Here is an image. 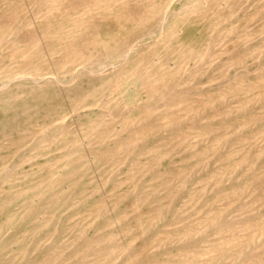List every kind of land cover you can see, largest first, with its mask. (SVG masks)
<instances>
[{"label": "rangeland", "instance_id": "374dc122", "mask_svg": "<svg viewBox=\"0 0 264 264\" xmlns=\"http://www.w3.org/2000/svg\"><path fill=\"white\" fill-rule=\"evenodd\" d=\"M0 264H264V0H0Z\"/></svg>", "mask_w": 264, "mask_h": 264}, {"label": "bare ground", "instance_id": "6f19581e", "mask_svg": "<svg viewBox=\"0 0 264 264\" xmlns=\"http://www.w3.org/2000/svg\"><path fill=\"white\" fill-rule=\"evenodd\" d=\"M169 8V7H168ZM112 66V65H111ZM75 78H77V77H75ZM88 106V105H87ZM120 110V109H119ZM74 117V116H73ZM87 134H89V133H87ZM213 158V157H212ZM61 166V165H60ZM62 166H63V164H62ZM56 170H57V168H55ZM156 263V262H155Z\"/></svg>", "mask_w": 264, "mask_h": 264}]
</instances>
